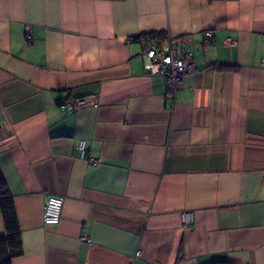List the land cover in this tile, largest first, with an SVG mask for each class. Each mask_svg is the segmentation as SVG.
I'll return each instance as SVG.
<instances>
[{
    "label": "crops",
    "instance_id": "obj_1",
    "mask_svg": "<svg viewBox=\"0 0 264 264\" xmlns=\"http://www.w3.org/2000/svg\"><path fill=\"white\" fill-rule=\"evenodd\" d=\"M145 33L197 66L174 99L144 68ZM0 170L12 264H264V0H0Z\"/></svg>",
    "mask_w": 264,
    "mask_h": 264
},
{
    "label": "built area",
    "instance_id": "obj_2",
    "mask_svg": "<svg viewBox=\"0 0 264 264\" xmlns=\"http://www.w3.org/2000/svg\"><path fill=\"white\" fill-rule=\"evenodd\" d=\"M27 39L31 36L26 34ZM212 40L211 31L207 30L203 33L202 44L208 45ZM143 55L145 57L144 68L151 75H158L165 79L167 84L166 96L170 99H174L178 84L182 79L191 72L196 71L197 66L193 60V57L180 50L177 47L176 41L170 38H150L143 37L140 39ZM224 43L229 47H234L236 41L227 37ZM71 111H77L84 107H96L98 105L94 97H82L76 98L62 103ZM76 155L79 158H85L91 166H96L102 163L99 158H92L88 155L86 148V141L80 139L76 145ZM63 206V197L56 194H49L45 200L43 209V222L46 225H56L60 222L61 209ZM183 223H189L191 221V214L188 212L182 213ZM79 238L87 243L91 242V239L84 235L82 232ZM141 255V248H137L134 257ZM216 264H228V263H216Z\"/></svg>",
    "mask_w": 264,
    "mask_h": 264
},
{
    "label": "trees",
    "instance_id": "obj_3",
    "mask_svg": "<svg viewBox=\"0 0 264 264\" xmlns=\"http://www.w3.org/2000/svg\"><path fill=\"white\" fill-rule=\"evenodd\" d=\"M143 37L164 39L159 33H145ZM0 214L4 233L0 235V264H12L13 258L22 254V241L14 198L0 170Z\"/></svg>",
    "mask_w": 264,
    "mask_h": 264
}]
</instances>
